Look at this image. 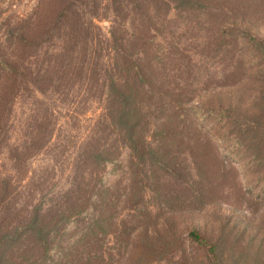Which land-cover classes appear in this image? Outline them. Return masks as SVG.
<instances>
[{
  "label": "rangeland",
  "instance_id": "obj_1",
  "mask_svg": "<svg viewBox=\"0 0 264 264\" xmlns=\"http://www.w3.org/2000/svg\"><path fill=\"white\" fill-rule=\"evenodd\" d=\"M36 1L0 0V40L6 25L29 15ZM126 9L112 0H95L91 5L88 0L86 5L87 16H95L92 21L97 28L93 30L102 37L108 36L113 20L122 25L120 34L128 37L129 52L137 56L141 71L162 81L157 90L180 92L182 108L171 115L172 121H166L171 108L150 109L154 132H146L149 147L133 157L121 145L100 165L93 206L66 222L62 233L53 234L51 252L41 264H52L61 257L96 216L106 190L117 195L116 212L125 215L129 202L123 203L124 189L127 183L135 186L138 169L149 204L154 205L156 199L160 204L167 200L156 192L174 195L179 188L187 193L188 200L171 215L172 229L181 232L180 241L146 264H209L206 253L186 236L192 229L214 244L220 264H264V49L247 41V37L255 36L264 44V0H166V5H148L147 11L132 4ZM118 12L123 22L115 17ZM145 14L151 17L149 28L142 23ZM54 46L52 42L47 49ZM30 101L23 97L14 102L8 129L10 144L16 142V126L29 118ZM88 104L77 113L66 105L55 107L53 137L29 160L35 184L47 178L40 187L46 192L40 204H46L52 193L64 190L72 172L80 168L74 167L75 157L96 119L104 113L101 104ZM149 104L154 107L158 103ZM233 120L239 127L231 130ZM164 122H174L177 128L160 133ZM247 124L255 125L257 132L252 139L257 143L249 149L252 129H244ZM239 132H244V140L237 138ZM68 136L71 140L64 146ZM3 148L0 146V170L7 167ZM157 161L170 168H157ZM135 187L140 189V185ZM172 195L169 198L174 200ZM126 220L130 222L133 217L126 216ZM158 222L156 228L163 231ZM106 244L118 246L110 234Z\"/></svg>",
  "mask_w": 264,
  "mask_h": 264
},
{
  "label": "trees",
  "instance_id": "obj_2",
  "mask_svg": "<svg viewBox=\"0 0 264 264\" xmlns=\"http://www.w3.org/2000/svg\"><path fill=\"white\" fill-rule=\"evenodd\" d=\"M87 1L37 0L29 15L6 25L7 31L0 40V146H4L7 166L0 170V264H41L49 257L53 234L62 233L66 222L93 206V198L98 196L100 165L111 159L121 145L133 157L149 147L146 132H154L150 109L171 108L166 121H172L171 115L182 108L180 92L157 90L162 81L141 71L137 56L129 52L128 37L120 34L121 24L113 20L108 36L94 32L95 16H87L90 13L86 10ZM112 1L124 4L125 11L129 4L145 11L148 5H166V0ZM94 2L89 0V5ZM114 15L121 17L120 13ZM144 17L142 23L149 28L151 17L147 14ZM121 18L123 22L124 17ZM256 40L255 36L247 37L251 46L264 49V44ZM52 42L55 46L47 49ZM23 97L26 101L31 99L28 106L31 113L21 126H16L19 133L16 142L10 144L8 129L14 102ZM150 101L158 104L150 107ZM94 102L101 104L104 113L96 119L75 157L74 167L80 168L72 172L64 190L52 193L46 204H40L46 193L40 187H44L47 178L35 184V171L28 165L53 137L55 107L66 105L77 113L79 108ZM164 123L160 133L177 128L174 122ZM238 127L233 120L231 130ZM254 127L253 124L244 127L252 129L248 149L257 143L252 140L257 133ZM243 133H237V138L244 140ZM156 165L170 168L161 161ZM135 175L138 178L134 185H140V189L132 183L128 188L127 183L123 202H129L126 214L118 215L117 195L106 190L96 216L52 264H122L124 260L125 264H146L176 247L181 232L177 234L172 229L171 215L187 205V193L183 188L174 195L156 192L158 196H167V200L160 204L156 199L154 205L149 204L141 186L140 169ZM40 192V198L35 200ZM126 216L133 220L128 222ZM158 221L163 231L156 228ZM108 234L114 235L116 248L106 244ZM186 236L206 253L209 264L221 263L216 247L204 234L192 229Z\"/></svg>",
  "mask_w": 264,
  "mask_h": 264
}]
</instances>
